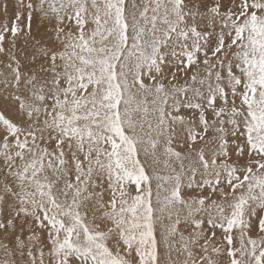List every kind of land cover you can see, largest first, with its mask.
Returning <instances> with one entry per match:
<instances>
[{
    "label": "snow or ice",
    "instance_id": "1",
    "mask_svg": "<svg viewBox=\"0 0 264 264\" xmlns=\"http://www.w3.org/2000/svg\"><path fill=\"white\" fill-rule=\"evenodd\" d=\"M0 17V264H264V0Z\"/></svg>",
    "mask_w": 264,
    "mask_h": 264
},
{
    "label": "rangeland",
    "instance_id": "2",
    "mask_svg": "<svg viewBox=\"0 0 264 264\" xmlns=\"http://www.w3.org/2000/svg\"><path fill=\"white\" fill-rule=\"evenodd\" d=\"M0 19H2V17H0ZM6 64H7L6 57L3 55H0V73H4L7 71Z\"/></svg>",
    "mask_w": 264,
    "mask_h": 264
}]
</instances>
